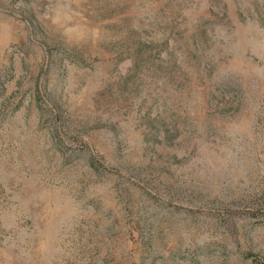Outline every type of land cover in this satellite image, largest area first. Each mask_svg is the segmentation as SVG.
<instances>
[{"label": "rangeland", "instance_id": "374dc122", "mask_svg": "<svg viewBox=\"0 0 264 264\" xmlns=\"http://www.w3.org/2000/svg\"><path fill=\"white\" fill-rule=\"evenodd\" d=\"M0 264H264V0H0Z\"/></svg>", "mask_w": 264, "mask_h": 264}]
</instances>
